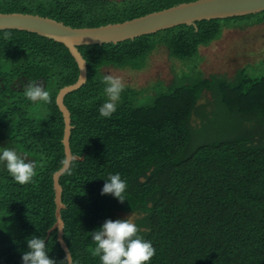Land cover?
<instances>
[{"label":"trees","instance_id":"obj_1","mask_svg":"<svg viewBox=\"0 0 264 264\" xmlns=\"http://www.w3.org/2000/svg\"><path fill=\"white\" fill-rule=\"evenodd\" d=\"M189 1L194 0H0V13L95 27ZM263 22L264 11L78 46L88 78L65 96V104L73 125L71 150L79 158L60 177L63 237L73 264H100L88 250L95 247L91 232L116 211L139 215L140 235L156 249L150 264H264V68L241 69L232 80L205 76L199 68L200 47L217 40L225 27ZM4 31L11 32V41L3 39ZM160 45L189 70L170 85L159 81L149 88L153 94L126 85L116 112L101 117L104 69L144 70ZM79 75L64 43L27 30H0V151L15 149L37 163V175L27 185L15 182L0 163V264H22L32 236L45 239L56 264H68L58 229H52L54 174L66 160L57 95ZM32 80L49 91V103L25 98L24 86ZM206 91L236 116L237 125L194 145L200 126L193 127L192 119ZM205 110L198 111L206 121ZM116 173L128 186L123 203L101 195L108 176Z\"/></svg>","mask_w":264,"mask_h":264},{"label":"water","instance_id":"obj_2","mask_svg":"<svg viewBox=\"0 0 264 264\" xmlns=\"http://www.w3.org/2000/svg\"><path fill=\"white\" fill-rule=\"evenodd\" d=\"M262 11H264V0H194L182 2L123 22L95 27H72L64 22L39 14L22 12L0 13V30H27L62 42L70 49L79 65V70L80 66L84 64L83 69L80 70L78 80L61 88L57 95V104L63 113L65 121L63 143L66 160L63 167L54 174L57 221L52 229H58V238L66 253H70V250L63 237L64 220L61 210L65 207V204L62 200L63 188L60 184V177L69 169L72 160L79 157L73 155L71 150L70 137L73 125L71 112L65 104V96L71 91L80 88L88 78L87 61L78 46L95 43H116L181 24L192 25L200 20L242 16ZM70 262L73 264L71 253Z\"/></svg>","mask_w":264,"mask_h":264},{"label":"rangeland","instance_id":"obj_3","mask_svg":"<svg viewBox=\"0 0 264 264\" xmlns=\"http://www.w3.org/2000/svg\"><path fill=\"white\" fill-rule=\"evenodd\" d=\"M199 52L202 57L199 68L205 76L217 75L232 80L237 77L241 69H248L250 73H261L264 68V22L247 27H225L217 40L208 46H201ZM183 70H189L187 64L179 59L171 58L168 49L160 45L151 55L148 66L144 70L106 67L104 72L120 76L126 85L142 90L153 88V85L159 81L170 85L178 74L183 73ZM154 92L149 89L150 94ZM212 94L211 91H206L192 119L193 127L200 126L196 134L193 133L194 145L216 135L219 136L222 128L232 132V126L237 125L236 116L223 109ZM203 107H206L204 112L208 114L206 121L198 111ZM243 126L247 128V125ZM127 217L135 222L139 215L116 211L112 220Z\"/></svg>","mask_w":264,"mask_h":264},{"label":"clouds","instance_id":"obj_4","mask_svg":"<svg viewBox=\"0 0 264 264\" xmlns=\"http://www.w3.org/2000/svg\"><path fill=\"white\" fill-rule=\"evenodd\" d=\"M3 39L11 41V32L4 31ZM83 67L84 64L80 66V70ZM101 83L105 85L103 92L106 100L100 106L99 114L101 117L111 118L121 101V93L125 90L126 84L120 76L111 74L103 75ZM24 95L33 104L51 101L49 91L36 80L24 86ZM0 163L5 164L10 176L20 185L33 183V178L37 175V163L28 160L26 153H18L15 149L4 147L0 151ZM127 187L126 181L121 179L119 173L112 174L106 179L101 195L111 194L123 203L126 200ZM129 217L107 219L99 229L91 232L95 247L88 250L93 257L99 258L100 264H150L155 256L156 249L153 244L140 235V228ZM27 246L28 250L22 254V264H56L48 255V244L43 237L28 238ZM64 260L71 264L70 253L66 254Z\"/></svg>","mask_w":264,"mask_h":264}]
</instances>
